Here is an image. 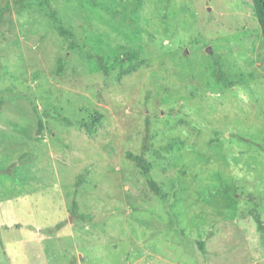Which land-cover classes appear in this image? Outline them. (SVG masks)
<instances>
[{
	"label": "rangeland",
	"instance_id": "374dc122",
	"mask_svg": "<svg viewBox=\"0 0 264 264\" xmlns=\"http://www.w3.org/2000/svg\"><path fill=\"white\" fill-rule=\"evenodd\" d=\"M137 1H32L4 17L0 264H264L253 215L264 221L254 3ZM53 11L109 72L68 49ZM125 52L134 58L122 61ZM143 150L150 174L128 157ZM61 221L54 236L42 233Z\"/></svg>",
	"mask_w": 264,
	"mask_h": 264
},
{
	"label": "trees",
	"instance_id": "16d2710c",
	"mask_svg": "<svg viewBox=\"0 0 264 264\" xmlns=\"http://www.w3.org/2000/svg\"><path fill=\"white\" fill-rule=\"evenodd\" d=\"M45 2V3H49V0H14L13 2L11 1H7L4 4H0V26L3 22V19L6 15H8L10 12H12L15 8H22V7H27L31 2ZM140 0H138L136 2V4L139 2ZM254 3V7L256 10V14L258 17V21L260 23L261 29H262V34H263V40H264V0H252ZM135 4V5H136ZM53 13L57 16V21L59 23L58 25V30L61 36L66 37L69 41L68 43V49H75V48H80L82 50H85L90 57H94L97 59L101 69L107 73L109 72L110 69V63L109 61L100 54H95L93 53V51H91L90 49H86V46L84 43L80 42L77 40V38L74 35V32L68 28L66 25H64V23L62 22L61 18L58 16L56 11H53ZM131 21L134 22V20L130 17ZM134 55L131 52H125L124 56L121 58L122 61H127V60H131ZM66 67V62L64 59H60L59 63H58V69H57V73L59 75H62L64 73ZM220 72H222V69H220ZM222 76V73H221ZM36 112L39 115V127H38V133L41 134L43 132V129L45 127V122L42 120V112L35 108ZM101 119H102V114L98 111H96L95 113H93L89 119V122H87L85 124V127L89 130H91L92 128L97 127L100 123H101ZM66 120H68L69 122L71 121V119L66 118ZM128 157L137 164V166H139L146 174H150L151 169H152V163L149 159L146 158L144 150L140 153H134V152H128ZM81 180L79 179L76 182V190L77 188L81 185ZM149 185L151 187V189L157 194L160 195L162 198H165L166 195L165 193H163L161 186L159 185V183L152 177L149 178ZM260 203L257 201L256 202V207H260ZM78 203L77 201L74 199L73 203H72V214L76 215L78 214ZM253 215L256 219L257 225L258 227L264 232V221L261 218V215L258 211V209L256 208L255 211L253 212ZM65 225V221H61L58 224H56L53 227H50L48 229H43L42 233H45L46 235H55L56 231L60 230V228H62ZM198 246L199 248L205 252L206 251V247H205V241L199 240L198 241Z\"/></svg>",
	"mask_w": 264,
	"mask_h": 264
},
{
	"label": "water",
	"instance_id": "95a60500",
	"mask_svg": "<svg viewBox=\"0 0 264 264\" xmlns=\"http://www.w3.org/2000/svg\"><path fill=\"white\" fill-rule=\"evenodd\" d=\"M209 49H210V47H209Z\"/></svg>",
	"mask_w": 264,
	"mask_h": 264
}]
</instances>
